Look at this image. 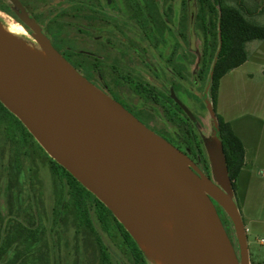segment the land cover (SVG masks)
Masks as SVG:
<instances>
[{"label":"rangeland","instance_id":"rangeland-1","mask_svg":"<svg viewBox=\"0 0 264 264\" xmlns=\"http://www.w3.org/2000/svg\"><path fill=\"white\" fill-rule=\"evenodd\" d=\"M25 1L29 5V14L33 18L39 19L41 26H45L48 32L53 28L54 31H57L55 35H52L58 45L61 44L60 41H63L72 48V51L89 52L101 59V63H103L99 64L100 70L98 71L105 78L101 82L105 87L111 86L121 98L116 97L122 105L130 109L155 133L164 136L161 134L163 132L176 139L178 130L168 122L160 107L141 100L128 86H119L113 82L114 75L110 72L112 61L117 58L120 62V69L126 74H131L135 78L134 81L144 85L149 84L151 87L158 86L163 90L169 87L175 89L177 97L185 104L195 119L194 124H191V131L201 142L204 155L209 161H211L210 152L213 150L215 153L218 137L217 119L221 118L229 123L236 133V130L240 131L244 124L252 123L254 120L253 110H258V104L264 102V100L261 101L264 95L257 93V89L264 83V78L256 73V70L262 69L264 66L249 64L244 68H238L239 70L236 69L234 74H230L224 82V86L221 81L218 101L216 109H214L209 94L213 62L209 60V67L208 65L204 67L202 64L205 39L196 22L197 3L194 11L195 42L192 48L194 54L189 55L188 32L181 23L183 16L190 14L187 5L186 7L184 5L187 0H160L168 13V21L175 27L179 35L180 33L184 34L186 45L181 43L182 38L178 37L177 32L173 33L163 23L154 1L141 0L153 19L151 24H153L154 31L150 30V38L157 53L154 55L151 52L147 53V58L150 59L155 69L153 72L145 60L122 46L118 41L115 42V49L106 43V39L110 37L108 31L113 29L110 25L112 22L116 31L121 35L140 43V46H145L141 33L131 23V16L126 8L125 0H113L115 4L113 12L108 11L104 0ZM194 1L197 2V0ZM230 4L235 5V1H230ZM245 6L248 10L253 11L262 5L257 0H245ZM11 7L9 1L0 0V25L4 29L9 25L19 24L11 11L8 10ZM53 9H55V13L49 14V11ZM49 16L54 20L46 26ZM88 17H94L95 21H91V18L88 20ZM250 21L264 26L256 19L250 18ZM78 28H83V32L78 33ZM92 29H99L100 32H94ZM14 36L34 49L41 50L30 33H27L25 37ZM95 38H99L98 41ZM254 45L252 43L247 45L249 54H252ZM191 56L193 64H190ZM201 67L204 68V73L202 78L197 79L200 84L196 87L194 84L196 80L192 76L197 77ZM188 69L191 72V77L187 76ZM247 70H255L254 79L244 76ZM85 74L92 76L87 71ZM179 75L186 79H179ZM138 76L144 79H140ZM51 160L34 137L29 136L23 127L0 107V244L6 239L13 238L0 257V264H102L94 235L79 225L74 210L68 203L70 195L67 182L53 174ZM196 161L199 166L203 167L202 159L196 158ZM263 168L264 165H258L254 170L256 174L253 178L245 180L242 178L241 180V183L250 188L244 211L240 210V206L243 208L242 204L244 203L242 201L243 192L240 195L234 194V202L239 207L247 229L252 264L255 262L264 264V246L260 244L264 239V234L259 233L251 223V220L256 218L259 213H263L264 216V204L262 206L264 197L259 195L260 191L264 189ZM249 171H252L250 167ZM210 174L212 181L218 184L213 169ZM222 213L228 221L224 211ZM93 220L96 231L103 238L112 254L114 264H134L129 253L121 248L123 246L120 233L113 230L112 235H108L101 228L95 214H93ZM20 227L35 232V235H19L17 230ZM231 230L237 247V239L232 226ZM138 245L146 260L151 263L150 257L143 250L142 245L139 242Z\"/></svg>","mask_w":264,"mask_h":264},{"label":"water","instance_id":"water-1","mask_svg":"<svg viewBox=\"0 0 264 264\" xmlns=\"http://www.w3.org/2000/svg\"><path fill=\"white\" fill-rule=\"evenodd\" d=\"M2 29L0 25V103L51 159L112 212L148 257L153 256L146 243L173 260L169 264H251L247 229L234 202L220 139L215 153L210 152L218 185L80 75L35 27L34 39L44 57ZM133 185L164 191L174 214V245L164 238L155 214L129 195ZM216 204L233 224L239 254Z\"/></svg>","mask_w":264,"mask_h":264},{"label":"trees","instance_id":"trees-1","mask_svg":"<svg viewBox=\"0 0 264 264\" xmlns=\"http://www.w3.org/2000/svg\"><path fill=\"white\" fill-rule=\"evenodd\" d=\"M230 1H235V5L230 4ZM126 3L129 10L135 15V18L143 24L140 27L143 29L147 28L148 19L145 16L140 1L126 0ZM190 3L194 4V0H190ZM196 3L198 7L196 14L197 26L205 39L202 63L203 66L206 67L210 64L211 60L213 62L209 94L213 107L216 109L221 81L227 74L242 67L248 61L247 45L249 43L264 41V26L250 21L254 13L246 8L244 0H197V2L195 1V6H193L191 10L192 12L196 9ZM108 7L113 9V6ZM188 22H190V25L192 24V16L185 15L182 19V24L185 29L188 27ZM132 86L135 92L142 98H146V96L150 95V90L145 88L143 84L132 82ZM156 102L159 101L156 100ZM165 106L166 105H163V108L165 109V116L168 121L179 128V132L182 134L181 136L187 139L193 150L197 148L198 152L203 155L200 143L192 133L191 127H189L188 122L190 123L191 121L187 118L182 108L175 104L174 107L177 110L175 111L172 107L166 108ZM0 107L4 112L10 114L23 127L27 134L32 137L23 124L1 103ZM181 115H184L186 119ZM217 120L220 130V142L225 154L229 177L232 182V187L234 191H236L238 178L245 166V147L242 140L236 135L229 123L221 118ZM51 162L53 174L61 180H66L70 195L68 203L74 210L79 225L94 235L99 251L102 254L101 258L103 263L110 264L108 248L100 234L96 231L93 214L96 215L105 233L112 235L113 230L118 231L123 237V244L129 251L142 254L137 241L124 226L117 221L112 212L64 168L53 160H51ZM203 167L208 174L211 172V163L205 157L203 160ZM227 218L235 234L233 224L228 216ZM17 231L19 235H35V232L25 227H20ZM12 239H6V241L0 244V257L3 255L6 246L9 245Z\"/></svg>","mask_w":264,"mask_h":264},{"label":"flooded vegetation","instance_id":"flooded-vegetation-1","mask_svg":"<svg viewBox=\"0 0 264 264\" xmlns=\"http://www.w3.org/2000/svg\"><path fill=\"white\" fill-rule=\"evenodd\" d=\"M2 1H5V0H2ZM7 1H9V3L12 5V7L10 9H8V10L11 11V14L15 17V19L18 21L19 25H21L25 29V31L27 33H30L31 35L34 36L35 35V32L33 31L32 27H35L51 43V45L54 47V49L58 53H60L77 70V72L80 75H82L91 84H93L95 87H97L102 92H104L105 94H107L109 97H111L112 99H114L115 101H117L118 103H120L118 101V99H116V97H118V95L111 88V86L108 85L109 87H105V86H103V84L101 82L102 79H105L104 77H102V74H100L99 71H98V70H100L98 68V66L100 67L99 64H102L103 63V62L101 63V59H99L98 57H95V55H92L89 52H85V51H79V52L72 51V48L66 42H63V41H60L61 44L58 45L57 42L54 41V39H53L54 36L52 35V34L55 35L57 31H54V28H53L50 32H48V30L46 29L45 26H41L40 20L37 19V18H33L29 14V12H28L29 5L27 4V2L25 0H7ZM55 1H57V0H55ZM139 1H140L141 5H142V7L144 9L145 16L148 19L147 28H144V29L140 27L143 24L140 23L135 18V15L127 7L126 0H125V3H126V8H127L128 12H129V14L131 16V21H132L131 23L141 33V35H142V37L144 39L145 46H140V43H137V42L129 39L128 37H125V36L121 35L118 31H116L115 25L112 22H111L110 25H112L113 29L108 31V34H109L110 37H108V39H106V43H108L109 46H112L113 49H115L116 48L115 42L118 41L122 46L126 47L130 51L134 52L138 57H140L143 60H145L146 64L149 65L150 69L153 70V72H154L155 69L153 68L152 63L150 62V59L147 58V53L151 52V53H153V55L157 53L156 47L154 48V45L152 44V41H151V38H150V30L152 29V31H154L153 28H152V25L153 24H151L153 22V19H152V16L147 12V9L143 6L141 0H139ZM152 1H154L155 7H157V9L159 10V12L161 14V17H162V20H163V23L173 33H176V32L178 33V31L175 30V27L168 21V13H167L164 5L161 4V1L160 0H152ZM104 4H105L106 8L108 9V11H112L113 12L115 10V4H114V1L113 0H111L110 2H108L107 0H104ZM194 4H195V1H194ZM194 4H191L190 3V0H187V2H184L185 7L187 5V8H188L189 11L192 10ZM108 6H113V9H110ZM8 10H6V11H8ZM54 10L55 9H53L52 11H49V14H51L52 12H54ZM56 13L58 14V12H56ZM188 16H192V24L190 25V22H188V27L186 29L184 27L183 28L188 32V37H187L188 38V46L190 47V49H188V50H189V55H190V54H194L192 48H193L194 42H195V27H194V16H195V13L191 11L190 14H188ZM183 17H185V15ZM89 18H91V21H95V18L94 17H88L87 19L89 20ZM53 20H54V18H52V17L49 16V19L46 21V24L45 25L48 26L51 22H53ZM181 23H182V20H181ZM82 29L83 28H78V33H82L83 32ZM92 30L94 32H100L99 29H97V30L92 29ZM178 37L179 38H182V40H181V43L182 44H185V45L187 44V42L184 41V34L180 33V35H179V33H178ZM96 39L97 38H95V40ZM98 39H97V41H98ZM192 56H191L190 64H193V58H192ZM183 67H185V66H183ZM203 70H204V68L200 69L197 77H195L194 75L193 76L191 75L193 77V79L196 80L194 82V84L196 85V87L200 84V82L197 81V79H199L200 77L202 78V75L204 73ZM85 71L90 72L92 74V76L90 77L89 75L85 74ZM188 71H189V69H188ZM110 72H111L112 75H114L113 82L116 85H119V86H121V85L128 86L129 89L134 94H136L141 100H143L145 102H151L154 105L160 107L162 109L164 115H165V109L163 108V105H166L165 106L166 108L167 107H172L175 111H177L175 109L174 105L176 104L179 107H181L179 105V103L177 102V100H178L180 103H182L185 106V104L177 97L176 90L173 89L172 87H169L168 89L163 90V88L158 87V86L157 87H151L149 84L148 85H144L143 84L145 88H148L150 90V95L149 96H146L147 99L146 98H142L141 96H139L135 92V89L132 86V82H135V83H139V82L134 81L133 79H135V78H133L131 74H126L122 69H120V62L118 61L117 58H115L112 61V65L110 67ZM173 72L175 73V70L174 69H173ZM190 74H191V72L189 71L188 74H187V76L188 75L190 76ZM138 77L140 79H144L141 76H138ZM178 78L179 79H186L185 77L180 76V75H179ZM210 79H211V76H210ZM171 86H173V85H171ZM118 98H120V97H118ZM156 100H158L159 102H156ZM122 106L127 111H129L132 115H134L140 122H142L130 109H128L124 105H122ZM185 115H186V113H185ZM181 116L184 119H186L184 117V115H181ZM187 118L191 121L190 123L188 122L189 127H191V124H194V121H192L188 116H187ZM172 126L178 130V138H176V139L175 138H172L169 135H166L165 133H163L161 131H160L161 134H163L166 137H164V136H162V135H160L158 133H156V134L159 135V136H161L162 138H164L165 140H167L169 143H171L174 147H176L178 150H180L181 152H183L207 177L210 178L211 177V174L210 173L208 174L205 171L204 167L199 166L198 163H197V161H196V158L197 159L200 158V159H202V163H203V160H204V157H205L203 149H202V154L203 155H201L198 152L197 148H196V150H193L192 147H191V145L187 141V139H185V138H183L181 136L182 134H181V132H179V128H177L174 125H172ZM146 127L149 128L148 126H146ZM217 136H218L217 137V140H219L220 139V130H219L218 123H217ZM197 141L199 142L198 139H197ZM199 143H200V146H201V142H199ZM201 148H202V146H201ZM208 161H209V159H208ZM216 207H217V211L219 213V216L221 218V221L223 223V226H224V228H225V230H226V232H227V234H228V236H229V238H230V240L232 242V245H233L235 251L238 254L239 253V246L236 247V245H235L234 238L232 237L231 226H230L229 222L223 217V213H222L223 210L221 209V207H219L217 204H216ZM120 236H121V240H122L121 245L123 246L121 248L125 249L129 253L130 257L134 261V264H150L146 260V258L144 257L143 252H142V254H140V253L138 254V253H134V252L129 251L126 248V246L123 244V237H122L121 234H120ZM95 242H96V239H95ZM96 245H97V243H96ZM108 254H109V259H110V262L109 263L110 264H114L112 254L110 253L109 249H108ZM101 257H102V254L100 252V261H101L102 264H104Z\"/></svg>","mask_w":264,"mask_h":264},{"label":"crops","instance_id":"crops-1","mask_svg":"<svg viewBox=\"0 0 264 264\" xmlns=\"http://www.w3.org/2000/svg\"><path fill=\"white\" fill-rule=\"evenodd\" d=\"M257 1H260L262 6H259V9L252 11L254 13L252 15V18L258 20L260 24L264 25V0H257ZM251 43L255 44L253 52L252 54H249L247 50L248 61L241 68H244L249 64H252V66L254 65L264 66V41H254ZM237 70L232 71L223 78L222 80L223 86L226 79L229 78L228 76H230V74H234V72H236ZM256 73H258L264 78V67L262 69L256 70ZM244 76L248 77L249 79H254L255 70L252 71L247 70ZM261 87H260L261 89L260 88L257 89V93H259L260 95H264V83L261 85ZM263 100L264 98L261 99V101ZM258 107H259L258 110H253L252 112V116L254 117L252 123L244 124V126L241 127L240 131L236 130V134L242 140L246 151L245 166L240 173V176L237 181V190L235 191L236 195L237 194L240 195L241 192H243L242 201H244V203L242 204L243 208L242 206H240L241 211H244L246 209V197L250 193L249 186L241 183V180L242 178L244 180L253 178L254 175L256 174L254 173V170L258 167V165H264V102L259 103ZM249 167L252 169V171H249ZM262 171L264 172V168L262 169ZM257 178L259 179V177ZM259 195H262L264 197V189L260 191ZM263 204H264V199L262 201V206ZM251 223L257 228L259 233L264 234L263 213L261 214L259 213L256 218H253L251 220ZM255 264H260V263L255 262Z\"/></svg>","mask_w":264,"mask_h":264},{"label":"bare ground","instance_id":"bare-ground-1","mask_svg":"<svg viewBox=\"0 0 264 264\" xmlns=\"http://www.w3.org/2000/svg\"><path fill=\"white\" fill-rule=\"evenodd\" d=\"M2 31L10 36H27V32L19 24L9 25L6 29H2ZM24 46L31 52L43 57L45 56L42 52L37 51L28 44H25ZM127 192L129 195L135 197L145 210L155 214L157 225L162 230L164 238L171 245H174L172 235L174 214L170 208L169 201L164 197V191L133 185L127 190ZM144 248L151 254V256H153L152 258L150 257V264H169L173 262V260L167 258L160 251L154 249L149 243H146Z\"/></svg>","mask_w":264,"mask_h":264},{"label":"built area","instance_id":"built-area-1","mask_svg":"<svg viewBox=\"0 0 264 264\" xmlns=\"http://www.w3.org/2000/svg\"><path fill=\"white\" fill-rule=\"evenodd\" d=\"M260 244L264 246V239L261 240Z\"/></svg>","mask_w":264,"mask_h":264}]
</instances>
